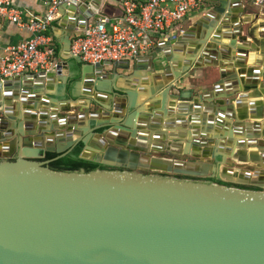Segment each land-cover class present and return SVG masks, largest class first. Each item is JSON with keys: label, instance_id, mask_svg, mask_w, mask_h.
<instances>
[{"label": "water", "instance_id": "obj_1", "mask_svg": "<svg viewBox=\"0 0 264 264\" xmlns=\"http://www.w3.org/2000/svg\"><path fill=\"white\" fill-rule=\"evenodd\" d=\"M100 2L92 0L86 6L79 0L63 6L70 12L63 24L65 43L97 14ZM212 2L214 6L191 29L161 40L132 64L128 77H134L138 69L146 71L141 82L148 89L139 90L148 94L146 112L140 110L144 104L136 103L134 88L118 93L114 85L110 95L127 100L124 116L118 105L114 114L105 111L103 119L97 110L67 115L54 106L39 107L45 99L58 102L42 94L44 80L51 84L58 76L65 85L76 72L64 60L48 71L0 82V264H264V141L256 139L264 131L258 121L245 122L247 113L240 111L243 99L264 98V65L253 68L245 80L252 87L244 92L251 90V94H241L231 71L233 65L239 68L244 63L252 47L245 36L236 38L239 28L229 30L235 18L226 10L227 1ZM191 38L195 41L190 42ZM221 39L228 42L218 47L216 41ZM231 48L237 53L234 64H219V58L230 60ZM70 57L79 63L74 85L104 83L118 69L130 68L127 61L91 65ZM205 64L217 67L220 78L211 91L198 96L203 106L192 102L195 114L185 120L184 113L192 111L190 104H178L174 114V106L165 107L162 102L178 78ZM156 67L162 70L156 73ZM238 74L242 81L244 71ZM259 76L262 82L257 90ZM158 95L162 98L157 99ZM69 102L76 100L71 97ZM88 105L104 107L93 99H88ZM249 106L250 114L256 115L251 118L262 119L257 103L251 101ZM201 107L208 116L205 121ZM161 127L172 131L170 140ZM187 128L188 132L174 131ZM79 143L81 159L123 170L48 167ZM32 146L38 149L36 154L28 149ZM161 151L189 154L197 162L149 154ZM45 153L57 156L43 160ZM215 158L219 159L213 163ZM251 162L258 166L251 167ZM157 173L218 177L261 190Z\"/></svg>", "mask_w": 264, "mask_h": 264}, {"label": "crops", "instance_id": "obj_2", "mask_svg": "<svg viewBox=\"0 0 264 264\" xmlns=\"http://www.w3.org/2000/svg\"><path fill=\"white\" fill-rule=\"evenodd\" d=\"M86 2V6H89L92 3V0H83ZM213 0H204L203 8L199 15L193 16L189 18L188 20L184 21L182 24H180L179 29L175 31V33L172 35H178L181 32L187 31L193 27L195 22L199 20L203 15H205L209 10L214 6ZM226 10L228 9L231 13V15L235 18V22L229 23V26H232L233 28L229 30H233L235 28H239L240 31H238V36L236 38H241L242 36L246 37V40L249 41L248 46L252 48H248L251 50L248 52V57H246L244 63L242 65H239V68H234V65L232 67L231 73L236 75L238 79V83L240 87L241 94H251V90L244 92L245 87L251 88L252 83L248 84L245 80H247V76L250 74L251 70L255 68L256 66L261 68L262 65H264V8H256L248 3H246L243 0H226ZM13 7L18 8L20 10H26L33 12L35 15H40L43 13L44 8L42 6V0H12ZM69 11L65 10L62 6L59 10V15L56 18L55 21H53L49 28H48V36L52 40L53 48L55 51L54 55V61H62L64 60L69 65H72L76 72L69 75V79L65 83V85L60 82L58 79V76H55L54 82L51 84H48L46 80L43 81V90L42 94L46 93L49 94L51 98H55L58 100V102H53L51 99H45L46 103H42V101L39 102V107L46 108L48 110L52 109V106L57 108V112L64 113L67 115H77L81 113H87L92 112L94 110H97L99 117L102 118V115L105 113V111H108L110 114H114L116 108L115 106L118 105V110H121L122 115L124 116L127 107H126V99H121V97H114L110 95V88L112 85L116 87L118 92H121L122 90H131L134 88L136 90L135 94V101L137 104H144L141 107V111L146 112V108L148 104L145 102L148 100V94L139 91L140 89H148V86L143 85L141 80L143 76H145L146 71L144 69H138L136 70V75L128 77L132 72V64H134L136 61L130 62V68L128 70L125 69H118L116 72V75L112 79H108L106 82H96L94 85L91 84H85L83 81L80 83L75 84V81L77 80L79 73L78 71V64L75 60H73L69 53V46L72 38L78 34L79 30L74 31L70 35V42L67 44L65 43V31L63 24L65 22V19L69 16ZM98 13L102 15H108V16H119L120 10L116 3L113 0H101L99 6H98ZM238 17V18H237ZM27 18L26 14L22 15V20L25 21ZM241 18V19H240ZM224 32V31H222ZM194 34L198 33V29L196 28ZM194 36V35H193ZM29 37V34L26 30L19 28L16 25L11 24L8 20L5 18L0 17V56L3 54V51L6 47L17 44L20 41L26 40ZM195 38H191L190 42H194ZM218 47L222 44V42H228L225 40H219L216 41ZM251 44V45H250ZM65 46V48L63 47ZM202 48V47H201ZM201 48L199 50H201ZM230 50H233L234 52L230 55V60H216L219 62V64H224L226 62H231L234 64V60L236 58V51L231 48ZM251 54H254L256 59L255 61H252L250 59ZM181 58H186V54H180ZM143 57V56H142ZM161 58V56H158ZM140 58L137 60L139 61ZM82 64V63H80ZM162 69H158V67L155 68V72L159 73ZM243 70L244 75L242 81L239 78L238 71ZM32 74V73H30ZM28 75V74H27ZM73 75V76H72ZM120 75L121 77H119ZM119 77V78H117ZM127 77V78H126ZM149 83H150V76ZM219 69L212 65H203L202 68H192L188 70L185 74H183L180 78H178L171 87L168 94H175L176 97H171L169 95H166L162 104H165V107H169V105L172 104L174 106V114L176 113V108L178 104H190L189 108L192 109L193 101H197L201 106L204 105V102L198 98V96L203 95L209 91L212 90V87L217 80H219ZM251 78V76H250ZM35 81L34 79L32 80ZM262 82V77H258V84H257V90H260L259 85ZM68 83H71V87L68 88ZM51 86V87H48ZM49 88V89H47ZM89 92L85 91V89H89ZM225 90V88H224ZM226 91V90H225ZM40 96H43V95ZM74 98L76 100V103L69 102L70 98ZM133 97V98H134ZM132 96H130V99H133ZM157 99L162 98V96L158 95L156 97ZM235 98V97H234ZM88 99L96 100L98 103L102 104L104 107L94 105H88ZM244 105L240 108V111L243 113H247V119L245 122H250L251 124L255 123V121L259 122L261 125V128L264 131V98L263 97H256V98H245L243 99ZM256 102L257 107L262 110V119L257 118H251L252 116L250 114V102ZM149 102V101H148ZM109 103H111V106L108 107ZM42 104V105H41ZM234 104V103H233ZM74 106H76V110H74ZM123 106V108L121 107ZM106 107V108H105ZM64 109V110H63ZM22 112V106L20 105V109ZM157 110H152L151 112H155ZM195 114L194 109L192 111L184 113L183 117L185 120H188L190 116ZM200 114L202 115V107ZM261 115V116H262ZM174 117L176 115H173ZM207 115L203 114L202 118H204V121L207 119ZM168 118V117H163ZM237 120V119H236ZM77 122H84L87 123L86 119L80 120L77 119ZM234 120H229V123L232 125L234 124ZM188 124V123H187ZM250 125V124H249ZM160 131H162V127L159 128ZM189 128L187 129H176L175 132H188ZM164 133L169 135L170 130H163ZM48 133L45 136H49ZM188 137V135H187ZM34 137H31L33 139ZM72 138H75V136H72ZM260 138V139H259ZM170 140L171 138H167ZM258 140L264 141V136L260 135V137L256 138ZM45 143V141H44ZM2 146V145H1ZM49 147H53V140L52 143L48 144ZM202 148V147H201ZM31 151H34V154L37 153L38 149H35L34 146L32 148H28Z\"/></svg>", "mask_w": 264, "mask_h": 264}, {"label": "built area", "instance_id": "obj_3", "mask_svg": "<svg viewBox=\"0 0 264 264\" xmlns=\"http://www.w3.org/2000/svg\"><path fill=\"white\" fill-rule=\"evenodd\" d=\"M79 0H42L40 15L13 7L12 0H0V17L28 32L29 37L8 46L0 56V82L50 70L55 51L48 36L50 24L62 6ZM120 15L97 12L79 30L69 46L71 56L81 63L103 61L133 62L151 52L157 44L175 33L180 24L199 15L204 0H113ZM256 8H264V0H243ZM26 14L25 21L22 15Z\"/></svg>", "mask_w": 264, "mask_h": 264}, {"label": "trees", "instance_id": "obj_4", "mask_svg": "<svg viewBox=\"0 0 264 264\" xmlns=\"http://www.w3.org/2000/svg\"><path fill=\"white\" fill-rule=\"evenodd\" d=\"M68 88L71 87V83H68ZM81 144H77L72 151L64 157L52 160L48 167L56 171H79L90 172L93 170H105L107 167L89 160H84L79 157L81 152ZM57 156L55 153H45L47 159H54ZM212 181V180H211ZM220 185H226L221 182H217Z\"/></svg>", "mask_w": 264, "mask_h": 264}, {"label": "rangeland", "instance_id": "obj_5", "mask_svg": "<svg viewBox=\"0 0 264 264\" xmlns=\"http://www.w3.org/2000/svg\"><path fill=\"white\" fill-rule=\"evenodd\" d=\"M158 69H160V67H158ZM76 109H77L76 106H74V110H76ZM149 154L151 156L162 157V158H167V159H171V160H179V161H185V162H197V158H195V157H193V156H191L189 154H183V153H180V154H174V153H172L171 154V153L166 152V151L151 152ZM104 166L107 167L105 170H117V171L123 170L122 168H116V167H114V165H104ZM221 166H226V165L225 164H222ZM255 166H258V164H256ZM236 167H238L240 169H244V170H249V169H245L246 167H244V166L239 167V165H238ZM130 171L136 172L135 170H130ZM156 175L157 176H167V177H171V178H174V179L187 180V181H189V180H191V181L203 180L204 181L205 180V179L192 178V177L181 176V175H170V174H159V173H157ZM224 180H223V183L226 184V185H224L226 187H232V188H236V189L249 190V191L261 190V189H258L256 187H253V186H236L234 184L227 183Z\"/></svg>", "mask_w": 264, "mask_h": 264}, {"label": "flooded vegetation", "instance_id": "obj_6", "mask_svg": "<svg viewBox=\"0 0 264 264\" xmlns=\"http://www.w3.org/2000/svg\"><path fill=\"white\" fill-rule=\"evenodd\" d=\"M119 93V92H118ZM72 151V150H71ZM218 159L219 158H215L214 160H213V163H216L217 161H218ZM43 160H47V161H49V160H52V159H47L46 157H45V154H44V157H43ZM51 162V161H50ZM49 162V163H50ZM48 163V164H49ZM205 180H207V181H209V182H213V183H217L218 181L219 182H221V183H223V181H221L218 177H214V178H212V179H205ZM212 180V181H211ZM218 184V183H217ZM224 184V183H223ZM220 185V184H219ZM237 186V185H236Z\"/></svg>", "mask_w": 264, "mask_h": 264}, {"label": "bare ground", "instance_id": "obj_7", "mask_svg": "<svg viewBox=\"0 0 264 264\" xmlns=\"http://www.w3.org/2000/svg\"><path fill=\"white\" fill-rule=\"evenodd\" d=\"M238 18V17H237ZM241 19V18H240ZM231 24V23H230ZM251 45V44H250ZM250 59L252 60V61H255V59H256V57H255V55L254 54H251V56H250ZM251 150V149H250ZM249 150V151H250ZM84 156H89V153L88 152H84ZM256 164H258V162H251L249 165L251 166V167H257V166H255Z\"/></svg>", "mask_w": 264, "mask_h": 264}]
</instances>
